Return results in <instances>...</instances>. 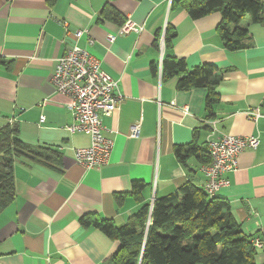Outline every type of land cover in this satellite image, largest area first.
<instances>
[{"label": "crops", "instance_id": "crops-1", "mask_svg": "<svg viewBox=\"0 0 264 264\" xmlns=\"http://www.w3.org/2000/svg\"><path fill=\"white\" fill-rule=\"evenodd\" d=\"M174 1L0 0V129L12 121L24 142L47 155V161L36 156L15 165L16 198L0 214V264H103L119 242L83 218L121 227L187 182L203 188L200 151L184 165L175 149L194 143L208 151L224 135L260 138L258 148L242 152L215 197L230 203L245 234L264 243V23L250 25L248 48L230 51L217 33L220 13L193 20L173 9ZM107 4L125 23L101 20ZM129 20L142 32L121 34ZM168 26L176 37L167 48L156 47ZM78 30L89 31L94 44L84 37L80 47L119 81L124 97L117 110L100 113L114 142L110 163L89 171L77 164L74 150L89 147L90 138L66 129L74 123L70 100L52 84L56 62ZM167 57L183 59L189 71L217 66L212 115L208 88L180 89L182 75L164 72ZM249 112L261 118L255 122ZM138 125L139 136H131ZM257 262L264 264V249H257Z\"/></svg>", "mask_w": 264, "mask_h": 264}, {"label": "trees", "instance_id": "trees-1", "mask_svg": "<svg viewBox=\"0 0 264 264\" xmlns=\"http://www.w3.org/2000/svg\"><path fill=\"white\" fill-rule=\"evenodd\" d=\"M172 8L184 10L193 20L220 13L217 33L230 51L248 48L250 25L264 23V0H175ZM101 17V20L125 23L112 4L106 5ZM247 19L250 23H245ZM157 37L155 46L159 48L161 34ZM175 37L176 32L168 26L166 48ZM163 66L168 75H182L180 89L208 88L206 109L212 115V107L219 100L215 91L220 83L217 66L206 64L189 71L186 62L176 57L165 58ZM41 151L24 142L17 127L8 124L0 129V214L16 198V163L36 156L47 161V155ZM196 151L205 158L204 164H209V148L200 150L194 143L176 147L175 156L186 165ZM82 222L119 242L115 253L103 264H258L254 237L243 232L230 203L210 197L204 188L191 182L175 194L155 198L152 209L151 204H145L124 226L93 216L84 217Z\"/></svg>", "mask_w": 264, "mask_h": 264}, {"label": "built area", "instance_id": "built-area-1", "mask_svg": "<svg viewBox=\"0 0 264 264\" xmlns=\"http://www.w3.org/2000/svg\"><path fill=\"white\" fill-rule=\"evenodd\" d=\"M133 32L139 34L141 27L129 21L121 30V34ZM87 30H79L74 35V44L66 55L56 62L52 84L60 94L69 98L68 108L72 112L74 123L67 127L72 134L85 133L90 136L91 144L87 148L76 149L75 159L79 166L89 171L100 169L110 163L114 142L106 136L100 113L117 110L124 97L119 90V81L107 74L101 62L88 50L79 46L81 38L86 37L89 44L94 40ZM112 43L116 36H109ZM165 34L161 36L160 46L164 49ZM251 120L257 122L261 115L256 112L248 113ZM44 121V117L42 118ZM140 126L132 128L131 136L138 137ZM260 144L259 137H235L224 135L209 142V164L203 167L206 177L205 192L214 197L228 181L224 177L238 169L239 157L246 149H256ZM154 200L151 204L153 208ZM256 249H264V243L259 239L253 240Z\"/></svg>", "mask_w": 264, "mask_h": 264}, {"label": "bare ground", "instance_id": "bare-ground-1", "mask_svg": "<svg viewBox=\"0 0 264 264\" xmlns=\"http://www.w3.org/2000/svg\"><path fill=\"white\" fill-rule=\"evenodd\" d=\"M129 21H131V20H129ZM129 21H127L126 24H127ZM131 22H133V21H131ZM133 23H134V22H133ZM126 24H125V25H126ZM134 24H135V23H134ZM125 25H124V26H125ZM135 25H136V24H135ZM124 26H123V27H124ZM136 26H137V25H136ZM123 27H122V28H123ZM137 27H139V26H137ZM122 28H121V30H122ZM142 30H143V28H142ZM78 31H79V30H78ZM87 31H88V30H87ZM76 32H77V31H76ZM88 32H89V31H88ZM88 34H89V33H88ZM81 39H82V38H81ZM79 46H80V45H79ZM83 49H84V48H83ZM86 50H87V49H86ZM65 55H66V54H65ZM93 56H94V55H93ZM62 57H63V56H62ZM71 113H72V112H71ZM72 116H73V115H72ZM73 119H74V118H73ZM44 120H45V119H44ZM9 125L13 126V122L11 121ZM72 125H73V124H72ZM68 127H69V126H68ZM66 129H67V128H66ZM105 132H106V131H105ZM70 133H71V132H70ZM88 136H89V135H88ZM89 138H90V136H89ZM90 144H91V139H90ZM89 146H90V145H89ZM86 148H87V147H86ZM76 149H81V148H76ZM76 149H75V150H76ZM113 149H114V148H113ZM75 150H74V151H75ZM74 156H75V153H74ZM75 160H76V159H75ZM107 165H108V164H107ZM105 166H106V165H105ZM103 167H104V166H103ZM93 170H94V169H93Z\"/></svg>", "mask_w": 264, "mask_h": 264}, {"label": "rangeland", "instance_id": "rangeland-1", "mask_svg": "<svg viewBox=\"0 0 264 264\" xmlns=\"http://www.w3.org/2000/svg\"><path fill=\"white\" fill-rule=\"evenodd\" d=\"M245 23H249V19H247V21Z\"/></svg>", "mask_w": 264, "mask_h": 264}]
</instances>
